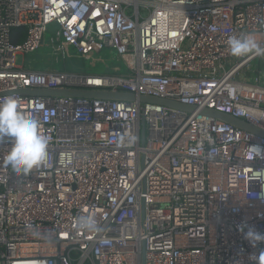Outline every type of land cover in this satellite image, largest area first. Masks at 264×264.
Returning a JSON list of instances; mask_svg holds the SVG:
<instances>
[{
  "label": "built area",
  "instance_id": "obj_1",
  "mask_svg": "<svg viewBox=\"0 0 264 264\" xmlns=\"http://www.w3.org/2000/svg\"><path fill=\"white\" fill-rule=\"evenodd\" d=\"M233 36L264 48V0H0V93L121 92L195 107L0 97H15L49 139L47 160L25 175L4 164L12 140L0 138V264H254L264 243L252 247L238 227L264 233V154L248 151L264 138L199 115L264 130V72L251 65L264 55L232 56ZM43 47L63 61L73 48L111 73L16 64Z\"/></svg>",
  "mask_w": 264,
  "mask_h": 264
},
{
  "label": "clouds",
  "instance_id": "obj_2",
  "mask_svg": "<svg viewBox=\"0 0 264 264\" xmlns=\"http://www.w3.org/2000/svg\"><path fill=\"white\" fill-rule=\"evenodd\" d=\"M227 43L230 54L235 57L253 53L264 55V48H261L249 36H233ZM3 137L12 140V146L4 157V164L15 173L26 175L47 160L48 137L41 133L40 124L36 119L26 116L20 110L19 101L12 96L0 99V138ZM248 151L253 154H264V147L250 145ZM79 223L82 228L94 227L93 221L88 217L81 218ZM238 230L243 233L244 239L252 247L264 243V233L255 228L242 224ZM250 259L254 261V264H264V250H261L259 254H252Z\"/></svg>",
  "mask_w": 264,
  "mask_h": 264
},
{
  "label": "water",
  "instance_id": "obj_3",
  "mask_svg": "<svg viewBox=\"0 0 264 264\" xmlns=\"http://www.w3.org/2000/svg\"><path fill=\"white\" fill-rule=\"evenodd\" d=\"M11 94L30 96V97H72V98H82V99H106L111 101H124V102L138 101L140 103H151L155 105L171 107L189 113L195 111V107L183 105L176 101H172L168 99L152 98L147 96H139L137 98L134 94L121 93V92H102V91L74 90V89H57V90L17 89L14 91L2 92L0 93V97ZM199 115L228 123L237 129L264 138V130H261L239 119L233 118L230 115L210 109H202L199 112ZM144 138H145V130H144V120L142 118L141 133H140V145L142 147L144 146V141H145ZM143 161L144 158L142 156L141 157L142 167H143ZM142 264H143V256H142Z\"/></svg>",
  "mask_w": 264,
  "mask_h": 264
},
{
  "label": "rangeland",
  "instance_id": "obj_4",
  "mask_svg": "<svg viewBox=\"0 0 264 264\" xmlns=\"http://www.w3.org/2000/svg\"><path fill=\"white\" fill-rule=\"evenodd\" d=\"M50 33L45 37V40L49 39ZM39 53L35 55H26L25 57L17 56L16 64L18 66H24L25 68L33 70H68L74 72H85V73H97V74H109L110 71L103 68L102 64H99L97 61L89 59H77V53L73 48H70L71 55L74 58H67L64 61L62 58H57L51 54V50L43 47L38 51ZM102 58L105 60V63L108 66L120 65L115 63L113 54H103ZM262 60H256L251 63L253 67H256L258 63H261ZM264 61V56H263ZM260 69L264 72V65L260 66ZM262 81L264 84V74L262 73Z\"/></svg>",
  "mask_w": 264,
  "mask_h": 264
},
{
  "label": "trees",
  "instance_id": "obj_5",
  "mask_svg": "<svg viewBox=\"0 0 264 264\" xmlns=\"http://www.w3.org/2000/svg\"><path fill=\"white\" fill-rule=\"evenodd\" d=\"M22 38H23L22 29H14L12 31V41H13V43H18V42L22 41ZM262 65H264V64L260 63L259 67L262 66ZM103 68L105 69V67H103ZM105 70H107V69H105ZM110 73H111V71H110Z\"/></svg>",
  "mask_w": 264,
  "mask_h": 264
}]
</instances>
